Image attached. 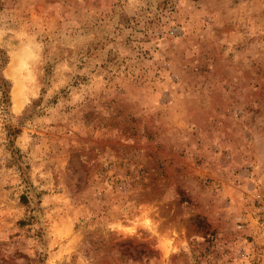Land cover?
Listing matches in <instances>:
<instances>
[{"label":"rangeland","instance_id":"1","mask_svg":"<svg viewBox=\"0 0 264 264\" xmlns=\"http://www.w3.org/2000/svg\"><path fill=\"white\" fill-rule=\"evenodd\" d=\"M2 85L0 264H264V0H0Z\"/></svg>","mask_w":264,"mask_h":264},{"label":"trees","instance_id":"2","mask_svg":"<svg viewBox=\"0 0 264 264\" xmlns=\"http://www.w3.org/2000/svg\"><path fill=\"white\" fill-rule=\"evenodd\" d=\"M1 83L5 84L4 81H2ZM0 92H1V95H3V99H4L6 97L5 95L6 89L4 85L0 86Z\"/></svg>","mask_w":264,"mask_h":264}]
</instances>
